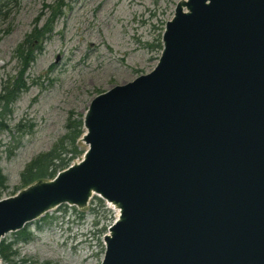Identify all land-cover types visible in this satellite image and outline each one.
<instances>
[{
	"label": "water",
	"instance_id": "obj_1",
	"mask_svg": "<svg viewBox=\"0 0 264 264\" xmlns=\"http://www.w3.org/2000/svg\"><path fill=\"white\" fill-rule=\"evenodd\" d=\"M82 125L79 161L0 198V242L98 196L100 264H264V0H178L155 66Z\"/></svg>",
	"mask_w": 264,
	"mask_h": 264
},
{
	"label": "rangeland",
	"instance_id": "obj_2",
	"mask_svg": "<svg viewBox=\"0 0 264 264\" xmlns=\"http://www.w3.org/2000/svg\"><path fill=\"white\" fill-rule=\"evenodd\" d=\"M177 1L18 0L9 19L0 23V94L17 79L27 89L11 104L0 99V172L5 177L0 198L25 188L20 181L24 166L72 133L68 120L82 118L92 97L155 66L160 54L155 45ZM56 3L62 13L50 37L18 78L17 45L38 16L42 26ZM76 143L82 153L74 162L87 148L81 136ZM98 198L83 208L62 204L31 222L30 239L13 246V264H100L103 235L118 211ZM13 236L10 232L4 238Z\"/></svg>",
	"mask_w": 264,
	"mask_h": 264
},
{
	"label": "trees",
	"instance_id": "obj_3",
	"mask_svg": "<svg viewBox=\"0 0 264 264\" xmlns=\"http://www.w3.org/2000/svg\"><path fill=\"white\" fill-rule=\"evenodd\" d=\"M18 0H0V23L6 22L12 15L15 7L17 6ZM62 13L61 4L56 3L55 6L51 7V14H49L46 21L41 27H38L37 22L39 16L35 19L34 27L28 32L23 40L17 45L14 54L17 56L21 63V68L18 73V78L21 77L22 73L26 68L34 61L35 56L41 50V43L50 37L53 23L57 17ZM8 27L7 31L8 32ZM161 50V42L158 41L155 45ZM18 84H13L8 89V93L2 98L6 103L11 104L18 94L27 89L26 84L22 81H16ZM67 128H72V133H66L63 135L53 147L45 152L37 154L32 158L23 168L20 173V181L22 187L39 180V179H51L60 170L65 169L82 153L78 148L76 140L82 136L83 125L82 118L74 119L73 121L68 120ZM68 154V156H66ZM5 177L0 172V187L4 185ZM99 199V198H98ZM26 225L24 228L12 232L13 239L7 240L2 238L0 242V259L3 263L13 264V257L16 250L13 246L17 242H26L30 239V232ZM34 264H52L51 262H35Z\"/></svg>",
	"mask_w": 264,
	"mask_h": 264
},
{
	"label": "flooded vegetation",
	"instance_id": "obj_4",
	"mask_svg": "<svg viewBox=\"0 0 264 264\" xmlns=\"http://www.w3.org/2000/svg\"><path fill=\"white\" fill-rule=\"evenodd\" d=\"M8 84V83H7ZM3 90H6V94L8 93V87H6V85H4V89ZM6 94H4L3 95V93L2 94H0V99L1 98H4V96L6 95ZM4 238V237H3ZM2 240V239H1ZM1 260V259H0ZM1 262H2V260H1ZM3 263V262H2ZM4 264V263H3Z\"/></svg>",
	"mask_w": 264,
	"mask_h": 264
},
{
	"label": "bare ground",
	"instance_id": "obj_5",
	"mask_svg": "<svg viewBox=\"0 0 264 264\" xmlns=\"http://www.w3.org/2000/svg\"><path fill=\"white\" fill-rule=\"evenodd\" d=\"M117 210V209H116Z\"/></svg>",
	"mask_w": 264,
	"mask_h": 264
}]
</instances>
